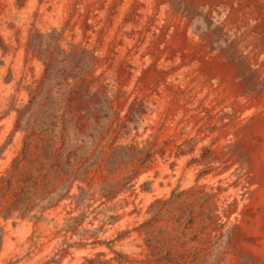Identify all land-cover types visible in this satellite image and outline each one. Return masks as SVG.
<instances>
[{"label": "rangeland", "instance_id": "374dc122", "mask_svg": "<svg viewBox=\"0 0 264 264\" xmlns=\"http://www.w3.org/2000/svg\"><path fill=\"white\" fill-rule=\"evenodd\" d=\"M0 264H264V0H0Z\"/></svg>", "mask_w": 264, "mask_h": 264}]
</instances>
